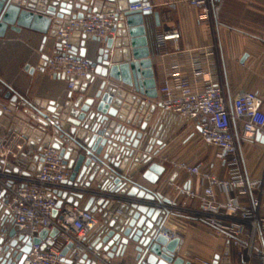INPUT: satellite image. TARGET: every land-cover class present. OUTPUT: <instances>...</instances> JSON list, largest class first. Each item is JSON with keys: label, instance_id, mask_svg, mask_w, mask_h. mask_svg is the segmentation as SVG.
I'll return each mask as SVG.
<instances>
[{"label": "built area", "instance_id": "built-area-1", "mask_svg": "<svg viewBox=\"0 0 264 264\" xmlns=\"http://www.w3.org/2000/svg\"><path fill=\"white\" fill-rule=\"evenodd\" d=\"M189 4L198 9L202 21H218L220 6L214 0H189ZM154 9L148 0H138L127 6L128 11ZM82 13V17L70 18L68 24L58 31L60 46L45 61L49 73L58 78L66 76L69 92H74L77 81H84L95 72L91 59L74 52L71 42L74 35L82 33L104 40L116 33L123 11L119 7L112 10L108 7L100 12L83 10ZM214 29H217L215 25ZM180 37L179 29L158 32L153 38L155 49L161 51L167 42H177ZM200 52L205 59L193 57L188 74L178 63L169 66L158 88L159 100L153 103L161 109L163 118L151 126V134L155 136L160 128L178 121H196L202 140L217 148L216 157L224 161L227 173L220 177L202 163L172 161L174 170L198 177L200 187L195 189L176 184V194L168 197L170 203L105 191L97 182L90 187L66 184L72 169L65 163L61 150L52 143L48 146H41L38 142L30 144L23 132L10 129L15 117L11 105L18 107L22 102L14 104L0 94V234H3V221V227L8 230L14 227L18 235L31 240L43 229L58 230L53 245L43 248L46 240L33 242L23 264H69L68 259L73 260L72 264H78L86 253L90 258L108 264L106 260L110 258L106 253L104 256L90 249L91 237H97L103 224L98 212L80 204L86 196L88 200L94 196L96 201L106 197L118 198L120 203L149 204L169 210V216L197 219L227 237L237 248L239 260L231 264H264V216L260 211L264 177L255 179L249 176L241 148L242 142L255 139L258 133L264 135V96L257 91H243L231 98L223 81L217 78L215 58L218 45ZM0 80L6 91H15L12 84ZM2 119L9 120L10 124L5 126ZM173 182L170 180L169 184ZM65 190L69 195L84 196L81 200L75 198L78 203L67 201L65 204V199L58 207V201L62 199L58 192ZM192 200L198 204L192 206ZM162 232L169 239L179 236L170 232L166 224ZM70 243L69 253L63 255V249ZM203 264H214V261L206 260Z\"/></svg>", "mask_w": 264, "mask_h": 264}, {"label": "water", "instance_id": "water-1", "mask_svg": "<svg viewBox=\"0 0 264 264\" xmlns=\"http://www.w3.org/2000/svg\"><path fill=\"white\" fill-rule=\"evenodd\" d=\"M136 1L118 0L115 4L116 0H0V38L5 37L9 29L20 32L22 28H28L46 34L52 26L50 35L57 38L58 46L61 41L57 37L58 31L68 24L70 18L83 16L82 12H75V9L100 12L107 2H112L110 10L118 6L123 11L115 29L116 38L100 40L88 36L99 42L93 50L97 52L93 66L98 78L88 75L84 82L77 81L74 92H70L68 97L58 99L32 98L19 92L6 91L5 87L0 90V94L10 98L14 104L22 102L18 107L11 105L15 117L10 129L23 132L30 144L38 142L41 146H48L52 143L61 150L65 163L72 169L66 184L78 183L90 187L93 182H97L105 191L170 203V199L162 193L132 178L148 165L142 177L156 185L166 171V166L152 161L151 155L155 143H163L156 140L157 133L155 136L151 134L150 120L156 106L150 100L158 97V83L154 68V29L145 23V16L153 14L156 26H160L161 18L159 12L128 11V4ZM53 18L55 22L52 24ZM71 42L74 52L78 53V41L73 38ZM81 52L79 56H86L88 49L84 48ZM47 59L48 56L44 55L42 70ZM61 78L66 79V76L62 75ZM117 83L123 84L125 88ZM2 121L5 126L10 124L9 120ZM256 138L264 142L261 133ZM133 157L128 174H123ZM177 175L174 173L171 181H175ZM110 181L112 184H109ZM58 194L62 197L58 207L65 199L70 203H78L84 196L69 195L67 190L59 191ZM85 208L101 213L102 224L108 229L105 234V230L99 232L91 250L99 253L103 251L113 259L124 257L134 249L137 264H191L177 256L181 237L169 239L162 232L169 210L149 204L120 203L118 198L102 197L96 201L94 196L87 201ZM3 224L0 264H23L33 242L46 240L42 244L45 248L53 245L58 234L57 229H43L38 237L31 240L18 235L16 228L8 230ZM71 246V243L67 245L62 254L67 255ZM230 246L228 240L221 264H231ZM66 262L72 264L73 260L68 259ZM78 264L105 263L90 258L86 253ZM214 264H219L218 257Z\"/></svg>", "mask_w": 264, "mask_h": 264}, {"label": "crops", "instance_id": "crops-1", "mask_svg": "<svg viewBox=\"0 0 264 264\" xmlns=\"http://www.w3.org/2000/svg\"><path fill=\"white\" fill-rule=\"evenodd\" d=\"M148 1L154 5V12H159L161 18V25L156 26L153 14L145 16V23L147 27L151 26L154 29V36L158 32L171 29L181 31V37L177 42L169 41L163 50H155L154 68L158 83L157 89L170 65L178 63L188 74L192 58L205 59L200 51L217 44L218 53L215 58L217 78L223 81L228 95L232 98L243 91H257L264 96V0H214L215 4L220 6L218 21L215 23L202 21L198 9L191 6L189 0ZM117 2L118 0L115 4ZM110 3L112 2H107L104 7H110L112 5ZM74 11L83 12L82 9ZM54 22L55 18L52 24ZM214 25L217 29H214ZM51 27L46 34L28 28H22L20 32L9 29L5 37L0 38V78L12 84L16 92L42 99L68 97L70 92L67 89V81L55 77L45 67L43 70L41 68L43 56L51 55L58 48L57 38L50 35ZM45 37H47L46 40H44ZM110 37L116 38L117 35L114 33ZM74 39L79 43L78 54L80 55L81 50L87 48L88 52L85 57L94 61L97 52L93 50L99 42L89 39L82 33H76ZM92 75L99 77L95 72ZM117 84L125 88L123 84ZM2 88L4 86L0 80V90ZM74 95L78 96L79 93H74ZM158 100L159 93L158 97L150 102L155 103ZM160 118H163L161 109L156 107L152 113L150 125L153 126ZM157 135L163 144L154 145L151 153L152 161L166 166V171L159 183L152 185L142 177L148 167L146 165L132 177L135 182L167 197H173L176 194L174 187L176 184L183 186L188 184V186L199 189L200 179L186 171L174 170L170 166L172 161L189 164L202 163L218 176H226V164L216 157V147L204 143L196 121H178L163 129L160 128ZM241 148L249 176L255 179L264 177V142L255 138L242 142ZM155 152H157L156 155ZM133 159L134 157L130 158L123 174H128ZM174 173L178 175L172 185L169 181ZM96 184L95 182L94 185ZM222 197L226 195L222 194ZM67 201L65 204H68ZM87 201L86 196L82 199L81 205L85 206ZM190 204L196 206L198 201L192 200ZM260 211L264 216V196ZM101 221H103L102 218ZM165 224L170 232L181 237L177 256L183 257L191 264H203L206 260L215 261L218 257L219 264H221L225 256L227 237L218 234L207 224L189 217L170 215ZM104 230L103 234L108 230L106 226H102L100 232ZM95 239L96 237L92 236L91 242L93 243ZM101 253L105 256V252L101 251ZM136 254V251L132 249L124 257L107 258L106 263L137 264ZM230 258L231 263L239 260L237 248L232 245L230 246Z\"/></svg>", "mask_w": 264, "mask_h": 264}, {"label": "bare ground", "instance_id": "bare-ground-1", "mask_svg": "<svg viewBox=\"0 0 264 264\" xmlns=\"http://www.w3.org/2000/svg\"><path fill=\"white\" fill-rule=\"evenodd\" d=\"M156 140H159V139H158V137H157V139H156ZM156 144H157V145H160V144H159V143H157V142L155 143V145H156Z\"/></svg>", "mask_w": 264, "mask_h": 264}, {"label": "rangeland", "instance_id": "rangeland-1", "mask_svg": "<svg viewBox=\"0 0 264 264\" xmlns=\"http://www.w3.org/2000/svg\"><path fill=\"white\" fill-rule=\"evenodd\" d=\"M170 166H172V163L170 164ZM86 198V197H85ZM81 200V199H80ZM80 204H81V201H80Z\"/></svg>", "mask_w": 264, "mask_h": 264}]
</instances>
